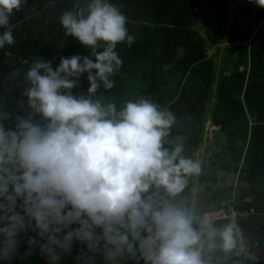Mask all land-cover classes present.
<instances>
[{"label":"clouds","instance_id":"clouds-1","mask_svg":"<svg viewBox=\"0 0 264 264\" xmlns=\"http://www.w3.org/2000/svg\"><path fill=\"white\" fill-rule=\"evenodd\" d=\"M264 8V0H255ZM22 0H0V48L15 39L9 18ZM128 19L110 0H89L60 16L65 36L90 49V56L36 60L24 93L41 117L18 116L14 128L0 123V261L34 254L61 264L76 251L81 264L102 254L106 264H210L206 253L225 256L238 248L234 221L216 226L177 197L201 162L185 157L182 137L166 138L176 122L167 108L147 98L114 103L93 99L123 60L117 45L135 42ZM103 46L102 51L97 48ZM90 57H94V60ZM87 73V94L74 95ZM18 74V73H14ZM220 220V219H218ZM26 245L23 252L21 247ZM79 246V247H77Z\"/></svg>","mask_w":264,"mask_h":264},{"label":"trees","instance_id":"trees-1","mask_svg":"<svg viewBox=\"0 0 264 264\" xmlns=\"http://www.w3.org/2000/svg\"><path fill=\"white\" fill-rule=\"evenodd\" d=\"M196 1L209 5L210 24L204 28L205 39L189 23L191 9ZM89 0H22L18 11L9 18L15 43L0 48V123L6 129L14 128L18 116L31 114L35 122L41 117L32 112L24 95L30 87L25 75L38 59L53 62L55 69L61 57L90 56V49L77 39L65 36L60 16L76 7L86 8ZM128 19L129 34L136 37L131 47L117 45L116 51L123 66L110 77L114 87L105 89L101 83L93 99L114 103L119 111L125 102L147 98L167 108L176 122L166 138L165 147L172 148L177 137L184 143L183 155L195 160L201 147L204 123L217 127L213 143L205 141L204 151L211 154L201 167L199 175L189 177L185 190L177 197L200 213L204 207L229 196L251 197L241 201L238 210L248 212L239 219L246 241L264 248V8L255 0H236L234 14L250 27L245 40L249 43L224 47L222 67L216 77L213 59L207 56L206 46L221 41L220 27L212 24L228 13L231 0H110ZM6 29L0 27V34ZM228 34L226 41L233 40ZM182 54L176 56L177 48ZM103 46L97 48L102 51ZM52 54V55H51ZM51 55V59H46ZM94 60V57H90ZM228 70V74L224 72ZM14 73H18L15 74ZM216 83V84H215ZM215 85V87H213ZM87 73L74 95L87 94ZM213 100L208 110L207 103ZM246 143H241V133ZM237 172L239 175L236 179ZM237 182L233 187L226 180ZM195 182L197 183L195 185ZM195 195L193 196V191ZM225 220H216V226ZM26 245L20 249L24 251ZM79 247V246H77ZM95 259L91 264H106L102 254L89 253ZM209 253H206V257ZM0 264L5 262L0 261ZM12 264H47V258L38 253L27 260L14 259ZM61 264H81L76 251L65 255ZM118 264H135L121 259ZM142 264V262H141ZM210 264H262L253 259H238L233 253L225 256L217 250Z\"/></svg>","mask_w":264,"mask_h":264},{"label":"rangeland","instance_id":"rangeland-1","mask_svg":"<svg viewBox=\"0 0 264 264\" xmlns=\"http://www.w3.org/2000/svg\"><path fill=\"white\" fill-rule=\"evenodd\" d=\"M235 3H236V0L231 1L229 8H228V13L223 23L221 22V16L217 17L216 21L213 22L216 26L220 27L222 36L226 37L228 34H233L235 38H240V37H245L250 31V27L245 23L244 19L239 21L240 18L235 17V14H234ZM208 14H209L208 10L205 9L201 17L198 18L199 21H197V23L194 25V28L203 34H204V28L207 26L206 23L208 20ZM218 44L217 46L214 44L206 46L207 56L213 59V62L216 66V70L222 67L221 59L223 57V51L225 47L223 46V43H218ZM176 53H177L176 54L177 57L180 56L182 54L181 48L178 49V52ZM51 55H47L46 59L50 60L52 57ZM213 87H215V85ZM212 106H213V100L207 103L208 110H210ZM216 129L217 127H214L210 124L209 115H207L206 121L204 123L201 147L197 149L194 154L195 160H199L201 162V167L204 164V162L208 159L209 155L211 154V150H208L207 152L204 151V146L206 145L205 141L206 139H208L210 142L213 143L217 139L213 135V132H212L213 130H216ZM241 137H242L241 143L243 144L246 143V135L244 132L241 133ZM238 175H239V172H237V177ZM231 183L232 182L229 179H227L225 182L226 185H231ZM196 184L197 183L195 182V185ZM194 195H195V190L193 191V196ZM218 203L220 202L219 201L214 202L211 205H207L203 207L206 209H212V208L218 207L219 206ZM230 208L233 209V207H230ZM202 211H205V209H203ZM234 211L236 212L235 209Z\"/></svg>","mask_w":264,"mask_h":264},{"label":"built area","instance_id":"built-area-1","mask_svg":"<svg viewBox=\"0 0 264 264\" xmlns=\"http://www.w3.org/2000/svg\"><path fill=\"white\" fill-rule=\"evenodd\" d=\"M197 9H194L193 11L196 12ZM237 179V176H235ZM233 187L237 185V182L235 180L234 183H232ZM241 201L250 202L251 197L245 196L242 200L237 197V192L232 191L231 194L225 198H223L220 203H218V207L212 208V209H206L205 211H201L200 213H197L198 215H204V214H210L215 220L223 219L225 220V224L234 221L236 225L238 226V248L236 251L233 252V255L238 259H253L255 261H260L262 264H264V248L261 247L258 244L251 245L249 244L243 234L242 228L239 226V219L240 217L245 216L246 214H251L254 212L253 208H250L248 212H241L238 210V206ZM230 207H233L231 209ZM236 210V212L234 211ZM217 251V250H216ZM209 253V256L206 257L210 260V258L215 254V252Z\"/></svg>","mask_w":264,"mask_h":264},{"label":"crops","instance_id":"crops-1","mask_svg":"<svg viewBox=\"0 0 264 264\" xmlns=\"http://www.w3.org/2000/svg\"><path fill=\"white\" fill-rule=\"evenodd\" d=\"M231 1H232V0H231ZM230 3H231V2H230ZM194 9H197L196 12L193 11ZM205 9L208 10V13H209L210 7H209L208 4H206V3H204V2L196 1V2L193 4V8L191 9V18H190V22H189V23L192 25V28H194V25L197 23V21H199L198 18L201 17V15H202L203 11H205ZM215 21H216V20H215ZM211 23L214 24L213 21H212ZM208 24H210L209 19L207 20L206 25H208ZM194 29H195V28H194ZM198 33H200V35H201L202 37H204L205 39H207L205 34L199 32V31H198ZM248 34H249V33H248ZM248 34H247V35H248ZM247 35H246V36H247ZM246 36H245V37H240V38H234L233 40H230V41H226V40H225V38H226L227 36H226V37H225V36H222L221 41H220L219 43H223V46H225V47L237 46V45H239V44H246V43H249V42H250V39H249V40H245ZM224 37H225V38H224ZM217 44H218V43H217ZM217 44H214V45L217 46ZM208 45H213V44H208ZM218 45H219V44H218ZM180 48H181V51L183 50L182 47H178V48H177V52H178V49H180ZM176 54H177V53H176ZM176 56H177V55H176ZM221 64H222V63H221ZM218 73H219V69L216 70V77L218 76ZM224 73H225V74H228V70L225 71ZM209 121H210V120H209ZM214 127H215V126H214ZM204 209L206 210V208H204Z\"/></svg>","mask_w":264,"mask_h":264}]
</instances>
